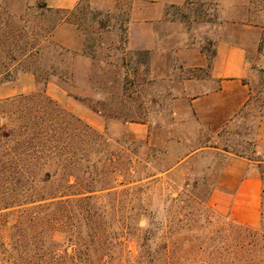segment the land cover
<instances>
[{
    "label": "rangeland",
    "instance_id": "obj_1",
    "mask_svg": "<svg viewBox=\"0 0 264 264\" xmlns=\"http://www.w3.org/2000/svg\"><path fill=\"white\" fill-rule=\"evenodd\" d=\"M218 4L188 0L170 6L169 17L184 22L191 41L211 54L224 19ZM8 5L0 0V100L45 92L67 110L60 117L53 106L47 116L48 125L68 131L62 152L71 160L63 172L77 159L81 182L96 184L98 198L18 205L26 185L16 152L7 154L11 124L0 102V264L14 258L31 264H264V220L240 224L209 203L224 150L264 160L250 153L252 130L236 119L218 133L197 136L192 123L175 121L178 83L151 79L146 54L127 45L128 1L82 0L67 15L38 3L17 16ZM62 18L85 36L83 51L52 39ZM251 82L258 109L264 106V71ZM244 115L253 120V113ZM129 122L150 123L151 142L130 139ZM202 146L218 149L190 157ZM64 184L54 178L27 187L48 197Z\"/></svg>",
    "mask_w": 264,
    "mask_h": 264
},
{
    "label": "crops",
    "instance_id": "obj_2",
    "mask_svg": "<svg viewBox=\"0 0 264 264\" xmlns=\"http://www.w3.org/2000/svg\"><path fill=\"white\" fill-rule=\"evenodd\" d=\"M82 0H9L8 9L25 16L32 5L69 14ZM94 1V0H93ZM104 1V0H103ZM126 28L129 49L146 54L151 79L177 82L172 112L177 123L188 121L195 134L218 133L240 119L252 130V155L264 156V106L255 107L257 92L252 78L264 71V0H217L224 17L216 30L215 56L211 60L191 41L187 26L169 14L170 6H183L188 0H127ZM213 34V30L211 31ZM51 37L74 51H83L87 41L77 25L62 18ZM189 71L184 75L183 71ZM245 112L253 113L249 121ZM241 119L243 121H241ZM129 138L151 142L150 123L129 122ZM208 149L202 146L190 157ZM209 203L220 214L247 226L264 220V160L247 152L228 150Z\"/></svg>",
    "mask_w": 264,
    "mask_h": 264
},
{
    "label": "trees",
    "instance_id": "obj_3",
    "mask_svg": "<svg viewBox=\"0 0 264 264\" xmlns=\"http://www.w3.org/2000/svg\"><path fill=\"white\" fill-rule=\"evenodd\" d=\"M202 50L211 60L214 58L215 50L211 54L204 48ZM0 102L4 109L3 113L7 115L9 125L11 124L6 137L7 154L16 152L20 180L24 186L26 185L25 190H21L18 205L45 200H51V205H54L98 198L94 196L96 194H92L98 191L96 184L85 186L81 182V176L76 172L77 159L69 162V172H63V169L67 167L65 163L71 160L63 157L62 152L67 147L63 139L68 131L63 127L53 128L48 125L47 116L48 110L53 106L60 117L69 114L67 110L60 108L58 103L45 92L19 94L6 97ZM11 143L14 145L11 146ZM54 178L64 179L65 184L62 190L48 197L37 191L29 192L28 182L31 181L33 186L38 187ZM72 179L75 181L73 182ZM72 188L75 189L71 190ZM59 257L60 255L55 253L53 261H58ZM102 260L108 262L106 257H102ZM9 264L31 263L14 258Z\"/></svg>",
    "mask_w": 264,
    "mask_h": 264
}]
</instances>
